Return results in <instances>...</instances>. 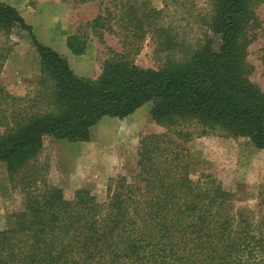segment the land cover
Masks as SVG:
<instances>
[{"label":"trees","instance_id":"1","mask_svg":"<svg viewBox=\"0 0 264 264\" xmlns=\"http://www.w3.org/2000/svg\"><path fill=\"white\" fill-rule=\"evenodd\" d=\"M211 2L207 29L217 40L206 35L184 62L160 70L133 60L147 33L163 39L158 43L167 51L178 49L168 31L155 26L159 12L144 2L142 8L119 3V28L131 42L120 53L108 49L91 79L76 76L15 8L0 2V34L26 32L40 65L32 98L13 96L0 83V163L12 178L20 176L24 195L23 209L0 231V264H264V222L236 218L232 196L210 176L192 179L189 164L161 148L159 137L142 143V185L122 180L104 203L84 188L67 198L28 169L45 139L88 142L101 119L123 120L147 103L159 126L195 125L203 135L220 131L264 150V93L250 81L245 62L247 33L258 27L255 10L264 0ZM106 21L99 15L86 27L95 34ZM66 46L81 56L90 41L76 33ZM9 53L0 49V72Z\"/></svg>","mask_w":264,"mask_h":264},{"label":"rangeland","instance_id":"2","mask_svg":"<svg viewBox=\"0 0 264 264\" xmlns=\"http://www.w3.org/2000/svg\"><path fill=\"white\" fill-rule=\"evenodd\" d=\"M0 2L15 8L31 26L36 39L64 57L80 78L91 79L97 74L99 64L108 58V49L120 53L131 42L130 38L123 39L127 34L119 28V3L142 8L140 4L144 2L147 9L158 11L155 26H163L180 46L167 51L158 43L163 39L147 33L137 44L139 51L133 58L139 68L160 70L171 62L182 63L206 35L217 40L207 29L212 17L211 0H106L102 4L99 1L73 4L66 0ZM99 15L107 18L106 28L93 34L86 24ZM255 15L258 27L247 33L250 44L245 62L251 68L250 81L264 93V2L256 8ZM76 33L90 41V49L81 56H74L66 46L67 38ZM2 48H10V53L0 72L1 85L13 96L32 98L40 65L28 34L18 28L7 36L0 34ZM151 109L152 103H147L123 120L101 119L90 130L88 142L45 139L41 153L28 164V169L35 170L33 179L63 190L67 198L78 189H87L98 202L104 203L109 189L122 180L142 185L139 166L142 143L159 137L161 148L179 154L189 164L192 179L210 176L232 196L231 211L236 218L264 222V150L255 148L246 138L229 137L220 131L203 135L195 125L167 129L152 120ZM3 132L0 128V134ZM20 179V176L12 178L6 164L0 163V231L23 209Z\"/></svg>","mask_w":264,"mask_h":264}]
</instances>
